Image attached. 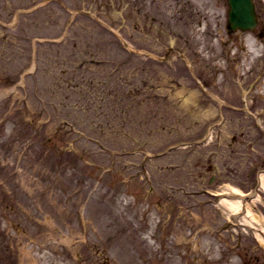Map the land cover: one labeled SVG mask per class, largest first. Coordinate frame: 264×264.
Segmentation results:
<instances>
[{"label": "rangeland", "instance_id": "rangeland-1", "mask_svg": "<svg viewBox=\"0 0 264 264\" xmlns=\"http://www.w3.org/2000/svg\"><path fill=\"white\" fill-rule=\"evenodd\" d=\"M45 1L0 0V264H264V80L225 0Z\"/></svg>", "mask_w": 264, "mask_h": 264}, {"label": "flooded vegetation", "instance_id": "flooded-vegetation-1", "mask_svg": "<svg viewBox=\"0 0 264 264\" xmlns=\"http://www.w3.org/2000/svg\"><path fill=\"white\" fill-rule=\"evenodd\" d=\"M252 1L256 19L248 34L253 49V53L250 54L249 71L252 80L257 81L264 80V0Z\"/></svg>", "mask_w": 264, "mask_h": 264}, {"label": "water", "instance_id": "water-1", "mask_svg": "<svg viewBox=\"0 0 264 264\" xmlns=\"http://www.w3.org/2000/svg\"><path fill=\"white\" fill-rule=\"evenodd\" d=\"M229 20L232 26L245 27L252 23L254 14L250 0H229Z\"/></svg>", "mask_w": 264, "mask_h": 264}, {"label": "bare ground", "instance_id": "bare-ground-1", "mask_svg": "<svg viewBox=\"0 0 264 264\" xmlns=\"http://www.w3.org/2000/svg\"><path fill=\"white\" fill-rule=\"evenodd\" d=\"M255 17H256V15H255ZM251 27H252V25L251 26H247V28H249V29ZM240 28H243V27H240ZM212 130H213V128L208 132V135L209 134L212 135ZM260 185L264 189V173H261V175H260ZM233 191L239 193V191L237 189H233ZM254 197H256V198L259 197L258 194H257V192L254 194ZM240 201H241V198H239V197L238 198L235 197L234 199H230V198H227V197H222L221 200H220V202L222 204H224L225 206H227V208H228V214H230V211L231 210L234 211V212H236L239 209V207H240L239 206ZM242 220H244V218H242ZM245 220H247V219H245ZM248 221L250 223L251 222H255V224L254 223H251V224H254L255 226H258L261 230H264V222L260 218H254V217H252V219H249ZM257 236L260 239L261 236L259 234H257Z\"/></svg>", "mask_w": 264, "mask_h": 264}]
</instances>
